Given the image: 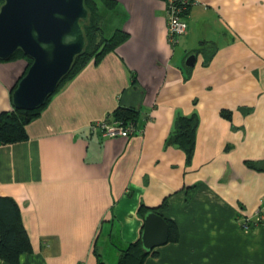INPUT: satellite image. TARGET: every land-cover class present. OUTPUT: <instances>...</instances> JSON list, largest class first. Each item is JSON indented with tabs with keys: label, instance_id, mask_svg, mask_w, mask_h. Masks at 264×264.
Here are the masks:
<instances>
[{
	"label": "crops",
	"instance_id": "crops-1",
	"mask_svg": "<svg viewBox=\"0 0 264 264\" xmlns=\"http://www.w3.org/2000/svg\"><path fill=\"white\" fill-rule=\"evenodd\" d=\"M114 1L127 37L50 99L27 139L0 145V197L16 203L31 246L19 264H116L140 237L141 205L178 234L143 264H264V171L245 164L264 161V0H191L175 41L167 0ZM24 67L0 62V111ZM118 106L137 111L123 123L133 131L105 136ZM192 112L187 165L165 141Z\"/></svg>",
	"mask_w": 264,
	"mask_h": 264
},
{
	"label": "water",
	"instance_id": "water-1",
	"mask_svg": "<svg viewBox=\"0 0 264 264\" xmlns=\"http://www.w3.org/2000/svg\"><path fill=\"white\" fill-rule=\"evenodd\" d=\"M0 59L20 50L32 62L11 93L15 108L41 105L69 71L84 48L82 22L89 17L84 0H0ZM195 54L185 65L192 67ZM168 240V224L161 214L143 216L140 243L150 251Z\"/></svg>",
	"mask_w": 264,
	"mask_h": 264
},
{
	"label": "trees",
	"instance_id": "trees-1",
	"mask_svg": "<svg viewBox=\"0 0 264 264\" xmlns=\"http://www.w3.org/2000/svg\"><path fill=\"white\" fill-rule=\"evenodd\" d=\"M115 4L114 0H84V6L88 10L89 17L86 22H82L85 41L83 50L74 57L69 71L60 79L54 92L41 105L31 110L11 108L0 111V145L27 139L26 126L40 117L50 99L90 61L98 63L127 37V33L120 28L114 29L110 35H106L107 32H104L105 27H110V23L107 21L110 20V12L114 10L113 6ZM18 60L24 62L25 67L14 82V86L10 91V98L17 81L26 73L32 60L20 50H17L6 60L0 59V62ZM221 114L230 117L227 112L222 111ZM112 115L121 123H127L136 117L137 111L131 107L118 106L114 109ZM197 124L196 112L177 116L165 141L166 146L173 145L184 152L187 165L191 162L194 152ZM245 164L249 168L264 171L263 160H245ZM162 206H165L164 203L160 207ZM158 209L159 207L140 206L142 217L150 211L159 213ZM260 213L257 214L258 218L256 220L258 222L264 221V216L261 213L263 216L261 219ZM166 221L168 224V242L175 241L178 237L176 225L170 219H166ZM30 249L29 237L21 223L16 203L9 197H0V259L8 264H19L20 255L30 251ZM156 255V248L150 251L143 249L139 237L120 250L116 264H143L146 257ZM96 264L106 263L102 259H98Z\"/></svg>",
	"mask_w": 264,
	"mask_h": 264
},
{
	"label": "built area",
	"instance_id": "built-area-1",
	"mask_svg": "<svg viewBox=\"0 0 264 264\" xmlns=\"http://www.w3.org/2000/svg\"><path fill=\"white\" fill-rule=\"evenodd\" d=\"M190 4L191 0H167V35L171 41H175L179 35L186 32L187 24L184 20V15ZM101 127L105 136H127L133 131L131 125L123 123L103 122L101 123ZM260 217L261 219L263 218L261 213Z\"/></svg>",
	"mask_w": 264,
	"mask_h": 264
},
{
	"label": "rangeland",
	"instance_id": "rangeland-1",
	"mask_svg": "<svg viewBox=\"0 0 264 264\" xmlns=\"http://www.w3.org/2000/svg\"><path fill=\"white\" fill-rule=\"evenodd\" d=\"M108 23H110V27L109 28H104V32H107V34L106 35H110L111 33H112V31H113V26L117 23V20H115V19H113V16L111 17V20H108L107 21ZM6 62H9V61H6ZM13 91V90H12ZM167 242H168V240H167ZM166 242V243H167Z\"/></svg>",
	"mask_w": 264,
	"mask_h": 264
},
{
	"label": "bare ground",
	"instance_id": "bare-ground-1",
	"mask_svg": "<svg viewBox=\"0 0 264 264\" xmlns=\"http://www.w3.org/2000/svg\"><path fill=\"white\" fill-rule=\"evenodd\" d=\"M11 103H12V101H11ZM13 106V105H12ZM13 108H15L14 106H13Z\"/></svg>",
	"mask_w": 264,
	"mask_h": 264
}]
</instances>
